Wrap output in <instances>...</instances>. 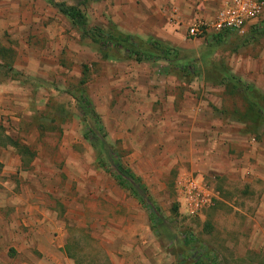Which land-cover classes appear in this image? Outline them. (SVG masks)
Returning a JSON list of instances; mask_svg holds the SVG:
<instances>
[{"label": "rangeland", "instance_id": "374dc122", "mask_svg": "<svg viewBox=\"0 0 264 264\" xmlns=\"http://www.w3.org/2000/svg\"><path fill=\"white\" fill-rule=\"evenodd\" d=\"M62 1L84 0H56ZM120 2L89 0L81 8L90 26L135 36L142 30L144 42L177 49L178 65L104 58L47 0H0V64L29 78L17 80L0 68V142L10 137L30 150L23 161L18 149L0 145V264H75L69 251L87 254L86 264H107L105 257L115 264L142 252L144 238L150 240L145 251L167 255L169 264H191L186 258L200 244L186 245L188 237L205 241L204 252L217 264H264V244L256 238L260 230L264 235L256 217L264 192V123L250 114L253 101L264 109V14L258 29L244 37L225 34L218 43L212 32L192 38L193 21H180L178 9L164 15L163 27L178 26L158 31L154 21L115 12ZM81 95L117 160L160 209L159 233L85 139ZM188 105L214 134L204 145L209 160L191 161L190 147L178 144L177 116ZM184 176L203 178L217 195L196 218L180 207Z\"/></svg>", "mask_w": 264, "mask_h": 264}, {"label": "trees", "instance_id": "16d2710c", "mask_svg": "<svg viewBox=\"0 0 264 264\" xmlns=\"http://www.w3.org/2000/svg\"><path fill=\"white\" fill-rule=\"evenodd\" d=\"M86 1L84 0L83 3L78 5H68L64 1L56 2V0H47L53 8L57 9L60 14L69 19L74 28L83 33L86 38L100 46L104 58H129L137 62L165 61L170 63V65H175L176 63V65H178V50L158 40L150 38L147 42H144L141 38L126 34L118 28L111 27L106 31L97 26H90L88 16L81 8L82 5L86 4ZM224 36L225 34L215 35V41L218 43L222 42ZM121 51H124V55L121 54ZM3 52L4 51L0 47V53L3 54ZM0 68H4L6 73H10L17 80L29 81V78L25 77L24 74L11 67L9 68L0 64ZM2 73L0 69V75H2ZM40 83L45 84L44 82ZM235 87L237 92L241 91V93L245 94V89H243L242 86L236 85ZM78 104L86 124L84 137L90 141L95 149H97L100 163L103 167L110 169V172L121 188L128 191L131 196L145 206V209L149 213L153 229L159 233L161 228L164 227L163 217L160 209L154 204L147 187L139 177L133 174L131 170L125 168L122 163L117 160L112 146L106 140L104 128L101 126L98 115L91 102L85 96L81 95L78 97ZM251 104L250 114L255 115L260 122L264 123V109H262L260 103L258 101H253ZM0 145H10L18 149L19 154L23 157V161L27 154L30 155V150L27 147L20 146L10 137H6L4 143L0 142ZM29 162L30 161H28V163ZM193 240V238L188 237L185 241L186 245L191 246L194 244ZM67 250L69 249L67 248ZM71 253L72 252L69 251L67 255L75 260V264H86L85 260L88 256L87 254H84V256L83 254L75 255ZM105 258L107 264H111L109 259L107 257ZM91 261L92 260H90V262ZM211 262L215 264L216 261L212 260Z\"/></svg>", "mask_w": 264, "mask_h": 264}, {"label": "crops", "instance_id": "0c3cea01", "mask_svg": "<svg viewBox=\"0 0 264 264\" xmlns=\"http://www.w3.org/2000/svg\"><path fill=\"white\" fill-rule=\"evenodd\" d=\"M225 1L228 0H121V2L114 8V11L116 12L123 8L121 11L123 13L122 16L126 17L128 20L154 21L157 23L155 30L159 31L163 29L164 31H172L175 26H178L176 23H167L165 27L163 26L166 24L164 15L172 13L173 9H178L180 11L178 15L180 21L184 22L186 20H192L194 22L199 18L212 19L214 16L213 12L216 11L219 6L224 4ZM160 21L164 23L162 24ZM158 23H160V25ZM135 34H137L139 38L144 36L142 30L135 29ZM130 35L135 36L134 34ZM167 64L170 65L168 62ZM202 115L203 114H200V110H196L192 105H188L187 108H185L184 111L179 112L177 116V122L179 123L178 126L180 127L176 132L178 144L183 147H190L191 161L193 162H201L203 160H209L210 158L209 147L204 145L208 144L207 142L210 139H213L212 135L214 134L211 133L210 129L203 126L206 125V123L202 120ZM256 217L257 219L259 218L258 220L264 222V192L262 193V202L256 211ZM256 228L258 229V227ZM258 233L259 235L256 237L258 238V243L263 242L262 244H264V238H262L264 236L262 235L263 233L261 230ZM147 241L150 240H148V238L143 239L142 243L144 248L142 252L133 253L128 257L123 258V262L117 261L115 264H169L170 260L167 259V255L157 252L153 248L151 251H148V249L145 251L147 248ZM193 241L194 244H192V246L200 244L198 246L199 250H192L193 252H191V256L186 259L191 260V264H213L211 261H216V259L212 253H205V241L198 242L195 239ZM149 244H151V242ZM236 259L239 260L242 258ZM124 261H126V263ZM247 262L249 264H260L253 260ZM217 263L218 262L216 261L215 264Z\"/></svg>", "mask_w": 264, "mask_h": 264}, {"label": "built area", "instance_id": "2783aa9c", "mask_svg": "<svg viewBox=\"0 0 264 264\" xmlns=\"http://www.w3.org/2000/svg\"><path fill=\"white\" fill-rule=\"evenodd\" d=\"M212 19L199 18L188 28L189 35L198 39L209 33L235 34L244 37L258 29L257 20L264 14V0H228L213 12ZM181 209L196 218L210 208L217 198L214 190L201 177L184 176L178 184Z\"/></svg>", "mask_w": 264, "mask_h": 264}]
</instances>
